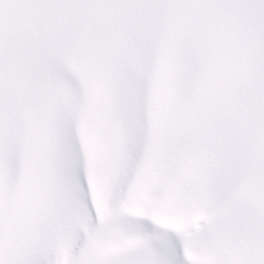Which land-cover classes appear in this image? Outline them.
Masks as SVG:
<instances>
[{
  "label": "snow or ice",
  "instance_id": "snow-or-ice-1",
  "mask_svg": "<svg viewBox=\"0 0 264 264\" xmlns=\"http://www.w3.org/2000/svg\"><path fill=\"white\" fill-rule=\"evenodd\" d=\"M0 264H264V0H0Z\"/></svg>",
  "mask_w": 264,
  "mask_h": 264
}]
</instances>
